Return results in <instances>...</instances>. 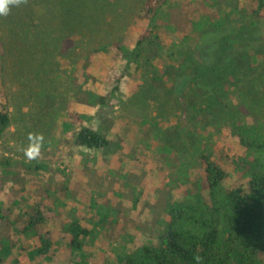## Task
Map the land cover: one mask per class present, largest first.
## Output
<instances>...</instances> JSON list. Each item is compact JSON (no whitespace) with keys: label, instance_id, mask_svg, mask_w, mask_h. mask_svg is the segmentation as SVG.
<instances>
[{"label":"rangeland","instance_id":"1","mask_svg":"<svg viewBox=\"0 0 264 264\" xmlns=\"http://www.w3.org/2000/svg\"><path fill=\"white\" fill-rule=\"evenodd\" d=\"M145 1L93 0L99 18L82 30L75 28L74 21L69 27L66 18L59 25L57 21L47 25L42 0H20L9 5L6 15H0V102L10 118L0 140V158L16 163L17 169L11 170L22 175L26 184L21 189L19 182H9L8 200L39 194V188L40 195L48 197L65 185L69 192L63 201L76 206L85 227H93L102 214L107 215V221L118 220L110 230L106 227L96 233L94 243L102 251L103 240L112 241L118 253L131 252L149 241L158 213L166 209L169 190L173 189V196L198 177L199 165L191 155L197 141L195 132L204 131L208 137L213 124L222 122L223 136L215 134L213 142L227 154L229 143L235 140L229 123L224 121L236 108L215 109L200 98L196 107L191 106L195 93L188 89L190 71L180 65L192 61L202 69L210 66L213 60L209 56L227 36L239 40L235 50L249 54L264 51V20L252 19L254 23H250L244 0H204L206 9L197 6V0H166L165 12L169 13L172 6L179 9L174 7L178 2L194 15L217 17L220 13L221 19L199 28L177 22L167 26L159 20L157 33L162 49L150 59L151 48L144 41V53L128 69L130 85L117 94L119 103L104 111L82 102L83 87L78 81L84 80V71L91 74V69L86 63L79 66L80 59L91 49L120 37L131 48L134 36L146 26L137 18ZM92 57L100 58L99 53ZM261 68L259 64L257 75ZM252 78L245 75L241 83L247 84ZM86 87L99 88L91 80ZM239 91L240 98L246 88L241 86ZM75 112L95 115L93 124L103 118L105 132L110 130L114 144L102 150L75 147L76 124L66 125L74 122L70 117ZM32 148L37 155L29 158L26 152ZM20 163L30 165L32 170L22 169ZM18 210V206L14 208ZM50 226L58 228L54 223ZM104 250L108 256L109 249ZM59 259L61 262L62 256Z\"/></svg>","mask_w":264,"mask_h":264},{"label":"trees","instance_id":"2","mask_svg":"<svg viewBox=\"0 0 264 264\" xmlns=\"http://www.w3.org/2000/svg\"><path fill=\"white\" fill-rule=\"evenodd\" d=\"M42 2L47 25L56 21L59 25L66 18L65 24L68 22L70 27L74 21L75 28L82 30L99 18L93 0ZM166 3V0L145 1L137 18L144 20L146 26L134 36L131 48L125 44V38L120 37L91 49L87 57L80 59L79 66L86 63L91 69V74L84 71V80L78 81L83 87L82 102L104 111L119 103L117 94L124 92L125 85H130L132 76L128 69L144 53V41H148L151 48L150 59L162 49L157 33L159 20L167 22V26L177 22L199 28L204 23L221 19L220 13L217 17L194 15L178 2L174 7L179 9L173 10L172 6L168 13L163 10ZM204 3V0L196 1L197 6L206 9ZM244 3L250 23H254L252 19L264 20V0H244ZM229 38L219 40L209 56L213 60L210 66L202 69L192 61L180 66L190 71L188 89L195 93L191 106L196 107L195 102L200 98L201 102L214 108H236L224 121L229 123L235 137L228 145L233 154L225 153L213 142L215 134L223 136L222 122L213 124L212 131L207 132L208 137L204 131L195 132L197 141L191 155L199 165L198 177L192 184L185 183V188L173 196H170L173 189L169 190L166 209L158 213L152 229L154 234L147 243L131 252L118 253L112 241L103 240L102 247L109 249L106 256V250L96 247L94 239L96 233L106 227L110 230L118 220L107 221V215L102 214L93 227H85L76 206H68L63 201L69 192L65 185L59 186L48 197L41 196L39 188V194L8 200L10 194L6 187L9 182H19L21 189H25L26 184H23L22 175L11 170L17 169L16 163L11 164L8 158L1 157L0 264H264V51L249 54L235 50L234 45L240 42ZM2 53L0 39V57ZM95 53H99V59L92 57ZM259 64L262 68L257 75ZM245 75L253 78L242 84ZM90 80L99 88L87 90L86 84ZM241 86L246 92L239 98ZM234 93L238 97H233ZM94 116L75 112L70 117L74 122L66 123L71 127L76 124L75 147L102 150L114 144L109 138L110 130L105 134L103 118L99 124H93ZM9 124L7 107L0 102V140ZM20 165L22 169L32 170L28 164ZM4 195L5 200L2 199ZM17 206L19 210L15 212ZM51 223L58 228L54 230Z\"/></svg>","mask_w":264,"mask_h":264},{"label":"clouds","instance_id":"3","mask_svg":"<svg viewBox=\"0 0 264 264\" xmlns=\"http://www.w3.org/2000/svg\"><path fill=\"white\" fill-rule=\"evenodd\" d=\"M20 0H0V15H6L9 11V4L19 3ZM26 155L29 158H34L37 155V151L35 148L26 152Z\"/></svg>","mask_w":264,"mask_h":264}]
</instances>
